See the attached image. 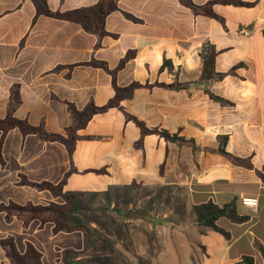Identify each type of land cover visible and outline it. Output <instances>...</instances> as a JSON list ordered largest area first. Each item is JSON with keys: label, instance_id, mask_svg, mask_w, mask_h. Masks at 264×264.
<instances>
[{"label": "crops", "instance_id": "0c3cea01", "mask_svg": "<svg viewBox=\"0 0 264 264\" xmlns=\"http://www.w3.org/2000/svg\"><path fill=\"white\" fill-rule=\"evenodd\" d=\"M99 1L48 5L65 13ZM218 1L121 0L99 39L41 14L33 0H0L1 119L19 86L16 117L33 126L45 121L50 132L64 134L69 104L102 107L115 97L114 82L142 85L79 131L72 162L59 142L18 128L8 133L0 204H63L22 181L58 184L73 169L64 191L75 193L84 209L70 208L68 224L87 231L57 233L55 223L24 226L0 213V241L14 237L22 254L33 244L43 264H247L245 257L264 264V0H238L246 7ZM208 6L216 17L204 12ZM212 57L214 72L204 78ZM126 113L188 143L142 138ZM243 198L258 206L243 205ZM234 200L249 220L220 219L229 237L196 224L194 206ZM0 264H10L1 246Z\"/></svg>", "mask_w": 264, "mask_h": 264}, {"label": "trees", "instance_id": "16d2710c", "mask_svg": "<svg viewBox=\"0 0 264 264\" xmlns=\"http://www.w3.org/2000/svg\"><path fill=\"white\" fill-rule=\"evenodd\" d=\"M38 6L39 12L47 17L66 20L76 23L84 28V30L90 34H94L99 39H102L106 34V20L110 14L118 9V4L121 0H100L99 3L92 7L77 9L68 11L65 13L54 12L48 5V0H33ZM218 2L225 5H233L238 7L251 6L249 3H244L238 0H219ZM204 12L212 17H216V14L210 9L205 7ZM135 55L131 52L121 62L118 69L111 71L116 74L117 71L122 69L124 65ZM168 63L165 64V66ZM215 59L212 57L205 63L204 78H210L214 72ZM94 66H100L106 70H109L106 63H93ZM142 87L139 83H134L128 87H120L114 82L115 97L105 106L99 107L94 103H91L83 110H79L75 105L69 104V113L71 124L66 128L64 134L52 133L48 130L45 121L39 126H33L26 120H21L16 117V112L22 106V95L19 86H14L10 92V100L8 104L7 116L4 119L0 118V132L2 133V139L0 143V166L5 164L2 156L3 144L8 133L18 128L23 135L34 134L38 138L46 142H59L63 144L69 154L72 162L73 155L76 150L78 133L85 129L92 118L97 114H102L110 110L111 108L118 107L121 101L128 96V94ZM127 119L134 122V124L140 129L142 138L146 135H160L166 139L179 140L181 142H187L184 138L177 134L171 135L168 131L163 129H150L138 118L126 113ZM142 139L137 143L141 146ZM234 162H238L233 159ZM73 172V169L72 171ZM71 172L67 174L63 181L58 184L51 182L35 183L27 179L22 181L23 185H27L37 189L38 191H50L55 198H62L63 204L49 203L47 205L34 204L28 202L25 205L18 204L16 202H10L8 204H0V213H6L8 217H16L20 220L24 226H29L33 221L38 220L42 225L47 223H55V232H83L86 235L87 229L83 226L72 227L68 224V218L70 216V208L75 211H81L84 209L81 201L77 195L72 192L64 191V187L67 183L68 177ZM193 212L196 216V224L201 228H210L229 237V233L218 226V221L222 218H227L234 223H244L249 220L247 216H241L236 208V201H232L229 204L220 206L213 201H209L200 205L194 206ZM0 246L5 251L6 257L10 261V264H43L42 253H40L36 247L28 243L26 253H20L16 239L12 236L2 239ZM264 252V249L262 248ZM244 261L247 264H255L254 259L251 257H245Z\"/></svg>", "mask_w": 264, "mask_h": 264}, {"label": "built area", "instance_id": "2783aa9c", "mask_svg": "<svg viewBox=\"0 0 264 264\" xmlns=\"http://www.w3.org/2000/svg\"><path fill=\"white\" fill-rule=\"evenodd\" d=\"M242 33L245 35V36H251L252 35V31L245 28L242 30ZM242 203L243 205L245 206H248V207H257L258 206V200L257 199H251V198H243L242 199Z\"/></svg>", "mask_w": 264, "mask_h": 264}, {"label": "rangeland", "instance_id": "374dc122", "mask_svg": "<svg viewBox=\"0 0 264 264\" xmlns=\"http://www.w3.org/2000/svg\"><path fill=\"white\" fill-rule=\"evenodd\" d=\"M66 263H67V264H73V263H71V262H68V261H66Z\"/></svg>", "mask_w": 264, "mask_h": 264}]
</instances>
